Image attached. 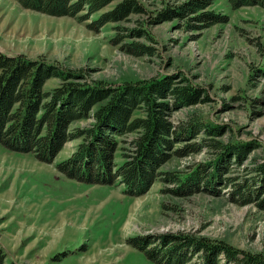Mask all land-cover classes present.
Returning <instances> with one entry per match:
<instances>
[{"label":"rangeland","instance_id":"rangeland-1","mask_svg":"<svg viewBox=\"0 0 264 264\" xmlns=\"http://www.w3.org/2000/svg\"><path fill=\"white\" fill-rule=\"evenodd\" d=\"M119 1L80 20L0 0V50L58 62L93 84L168 77L176 85L200 88L192 105L176 107L174 99L166 100L177 131L194 120L201 131L176 138L174 149L187 153L168 150L170 158L158 168L156 180L136 194L125 192L121 183L89 184L60 171L58 164L76 153L81 138L67 141L53 161L0 144L5 264H156L130 240L162 233L225 240L264 255V174L257 169L264 162V8H233L228 0H213L208 9L227 21L206 27L196 14L172 10L190 0H139L146 12L96 29L94 21ZM160 12L163 17L153 23ZM141 26L150 38L132 34ZM129 43L149 45L150 52H132ZM61 83L50 78L44 88ZM145 114L138 108L133 117ZM93 121L84 118L73 126ZM136 136L115 137L117 164L131 153ZM238 142L250 148L241 158L225 151ZM221 154L227 167L214 181L212 164ZM199 166L206 167L201 181L181 185L174 179ZM241 183L250 188L238 191Z\"/></svg>","mask_w":264,"mask_h":264},{"label":"trees","instance_id":"trees-1","mask_svg":"<svg viewBox=\"0 0 264 264\" xmlns=\"http://www.w3.org/2000/svg\"><path fill=\"white\" fill-rule=\"evenodd\" d=\"M17 1L26 8L50 15L85 20L115 0ZM228 1L233 8L253 5L264 8V0ZM212 4L213 0H190L172 10L180 15L196 14L195 19L206 27L226 22V17L208 9ZM144 12L146 8L139 0H120L94 21L95 28ZM159 14L153 18V23L163 17V12ZM164 16H168L166 12ZM132 30L133 35L150 38L142 26ZM129 44L128 49L139 54L149 53L151 49L142 43ZM80 73L64 69L58 62L43 57L31 58L24 53L11 55L0 50V144L16 151L32 152L43 161H53L67 141L81 138L76 153L58 164L60 171L89 184L121 183L126 186L125 192L136 194L156 180L158 168L170 158L168 150L176 154L187 153L183 148L174 149L176 138H186L201 131L199 120L177 131L168 119L172 107L166 100L174 99L176 107L192 105L201 95L200 88L176 85L168 77L108 86L78 78ZM54 77L62 80L61 85L45 90L46 82ZM138 108H143L146 114L134 118ZM84 118L94 121L88 127L73 126ZM131 132H137L131 141V153L117 164L118 140L115 137ZM246 147L238 142L225 151L241 158L250 150ZM221 156L212 164L214 181L220 180L227 167V164H221ZM199 167L174 179L181 185L201 181L206 175V167ZM257 169L264 174V162ZM243 186L250 188L247 183H241L237 190ZM260 204L263 205L264 200ZM130 243L156 264H264V255L260 253L246 252L225 240L190 233L147 235L132 238ZM0 264H5V254L1 250Z\"/></svg>","mask_w":264,"mask_h":264}]
</instances>
